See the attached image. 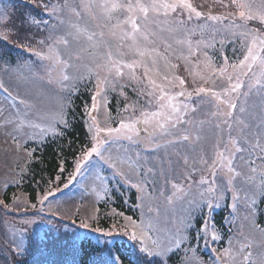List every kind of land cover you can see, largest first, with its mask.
Masks as SVG:
<instances>
[{
  "label": "snow or ice",
  "instance_id": "1",
  "mask_svg": "<svg viewBox=\"0 0 264 264\" xmlns=\"http://www.w3.org/2000/svg\"><path fill=\"white\" fill-rule=\"evenodd\" d=\"M0 137V264H264V0H0Z\"/></svg>",
  "mask_w": 264,
  "mask_h": 264
},
{
  "label": "trees",
  "instance_id": "2",
  "mask_svg": "<svg viewBox=\"0 0 264 264\" xmlns=\"http://www.w3.org/2000/svg\"><path fill=\"white\" fill-rule=\"evenodd\" d=\"M76 135L80 136V139H83V131L80 129L79 126H77L76 129ZM43 165H33V167L36 169V171L39 173L41 171H43V174L46 177H54L56 175V167H57V157L55 154V145H51L49 146L43 153ZM9 162H11L12 164V160H10ZM7 167V165L5 163H1L0 162V172H4V169ZM2 172V173H3ZM39 178V176L37 177ZM22 190L24 191V193L32 196L34 198L35 196V186L33 184H31V182H26L24 184V186L22 187ZM11 189H8V193H10ZM7 193V195H8ZM116 208L120 211H124V207L121 203H117ZM106 211L105 207H101V213L103 214ZM125 212V211H124ZM127 213V212H126ZM102 223L109 224L111 223L110 220H105ZM69 230V229H68ZM71 231V230H69ZM93 243H95V235H93L92 237ZM117 244L121 245V252L122 254L127 257L128 256V247L129 245L126 243V238H119L117 240ZM88 255L83 257L84 261H87L93 254V249L92 248H88ZM83 255V254H82ZM83 264V261H82Z\"/></svg>",
  "mask_w": 264,
  "mask_h": 264
},
{
  "label": "rangeland",
  "instance_id": "3",
  "mask_svg": "<svg viewBox=\"0 0 264 264\" xmlns=\"http://www.w3.org/2000/svg\"><path fill=\"white\" fill-rule=\"evenodd\" d=\"M6 147H7V145L4 144L3 137H0V162L5 163L7 165V167L4 169V172L3 171H2L3 173L0 172V177H2L5 174V172L7 171V169L12 165L11 162H9L10 160H12L11 153H9L8 155H5V153L3 151V149ZM30 147H31V145H30ZM10 189H11V191H10V193H8L9 196L12 193H16L17 195L26 194L22 190V187L21 188L11 187ZM57 198H60V197L58 196ZM78 203H83V202L77 197L73 200L68 201L66 206L73 207L75 204H78ZM86 206H90V205H86ZM123 207L125 208L124 211L127 212V214H129V215L134 214V210H129L127 205H123ZM82 211H83V209H82Z\"/></svg>",
  "mask_w": 264,
  "mask_h": 264
}]
</instances>
